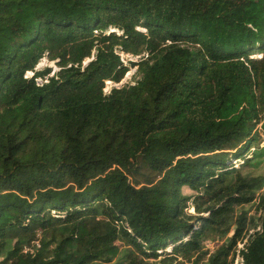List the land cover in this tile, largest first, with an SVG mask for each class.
Listing matches in <instances>:
<instances>
[{
	"label": "trees",
	"instance_id": "obj_1",
	"mask_svg": "<svg viewBox=\"0 0 264 264\" xmlns=\"http://www.w3.org/2000/svg\"><path fill=\"white\" fill-rule=\"evenodd\" d=\"M263 141L264 0H0V264H234Z\"/></svg>",
	"mask_w": 264,
	"mask_h": 264
},
{
	"label": "rangeland",
	"instance_id": "obj_2",
	"mask_svg": "<svg viewBox=\"0 0 264 264\" xmlns=\"http://www.w3.org/2000/svg\"><path fill=\"white\" fill-rule=\"evenodd\" d=\"M97 53L94 52L92 57L90 59H86L85 61H89L91 59H95ZM147 56V54H143L141 56H133L131 54H126V53H121V58L123 60V62L125 63V65H127L129 67V71L126 74L125 78L120 82V83H115L112 81H108L106 84V88H105V92L106 93H110L114 88H122L125 86H132L135 85L139 79L141 78V73L139 70V66L138 65H133L134 63H139L140 61L143 60V58H145ZM255 57L257 58H261L263 57V54L261 55H256ZM39 65H42L41 68H37L38 71L40 70H44V69H51V75L53 76L55 74H57L61 67H60V60L56 59V60H52L50 58L49 55H46L41 62L39 63ZM38 65V66H39ZM33 72H29L27 74V77H32L33 76ZM43 81L40 80L39 83H42ZM261 147H264V141L260 144ZM236 166H242L243 161H239L236 160L234 161ZM259 173H264V164L261 167V169H257V171H254V174H259ZM184 192L186 195H193L194 192L191 191L189 188H185ZM258 203H256L255 205H250L247 206L246 209L249 210V218L253 219L255 218L256 222L258 223V227L256 229H253L251 231H249L246 239L238 244V253L236 256V260L234 264H244V260L241 257L240 250L244 249L246 247V245L250 244L258 235H260L263 232V226H264V209L263 210H259L260 207L257 205ZM195 211V207L194 205L191 206V210L190 212H194ZM204 216H207L208 214H203ZM220 244H222L219 241H216L215 243H211L208 245V248L211 251H214Z\"/></svg>",
	"mask_w": 264,
	"mask_h": 264
},
{
	"label": "water",
	"instance_id": "obj_3",
	"mask_svg": "<svg viewBox=\"0 0 264 264\" xmlns=\"http://www.w3.org/2000/svg\"><path fill=\"white\" fill-rule=\"evenodd\" d=\"M113 32H117V30H113ZM93 59H91V60H89V61H87V62H85V65H87L89 62H91ZM42 67V65H39L37 68H41Z\"/></svg>",
	"mask_w": 264,
	"mask_h": 264
}]
</instances>
